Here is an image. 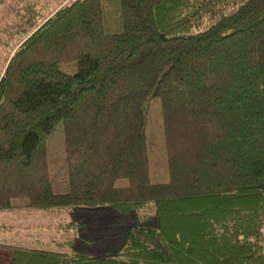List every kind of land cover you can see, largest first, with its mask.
<instances>
[{"label": "trees", "instance_id": "1", "mask_svg": "<svg viewBox=\"0 0 264 264\" xmlns=\"http://www.w3.org/2000/svg\"><path fill=\"white\" fill-rule=\"evenodd\" d=\"M49 13L27 20L0 71V211L15 199L85 211L108 232L104 255L0 244L10 264H264V0H68ZM58 124L57 194L45 142Z\"/></svg>", "mask_w": 264, "mask_h": 264}, {"label": "rangeland", "instance_id": "2", "mask_svg": "<svg viewBox=\"0 0 264 264\" xmlns=\"http://www.w3.org/2000/svg\"><path fill=\"white\" fill-rule=\"evenodd\" d=\"M68 0H0V71L11 45L19 41V31L27 24L28 19L40 21L55 7ZM112 13V12H111ZM50 14V13H49ZM113 16L112 14H110ZM109 17V22H112ZM111 29H113L111 27ZM74 67L60 65V70L72 71ZM146 137L148 142L149 181L152 184L166 183L168 174L164 156V142L161 122L160 104L158 99H152L148 108ZM49 176L54 193H64L67 190L66 158L64 152L61 124H58L45 142ZM24 200H12L13 209L0 211V244L26 246L43 250L60 252H80L84 250L89 255H104V244L96 238L108 232L104 219L98 222L95 215H87L85 211L76 212L78 220L70 211L44 212L40 210H25ZM104 211L99 213L103 215ZM84 217L88 222L82 235L68 224ZM105 218V216H103ZM99 219V217H98ZM106 219V218H105ZM97 223V225H95ZM107 223V222H106ZM68 226V227H67ZM96 226V227H95ZM107 226L112 228L111 224ZM95 227V229H94ZM110 232V230H109ZM264 236V226H263ZM264 238V237H263ZM103 240V238H101ZM55 244V247L53 245ZM0 245V264H10L12 252ZM59 245V246H57ZM264 251V239H263Z\"/></svg>", "mask_w": 264, "mask_h": 264}, {"label": "crops", "instance_id": "3", "mask_svg": "<svg viewBox=\"0 0 264 264\" xmlns=\"http://www.w3.org/2000/svg\"><path fill=\"white\" fill-rule=\"evenodd\" d=\"M13 208H11V209H7V211H11ZM25 210H27V211H32L33 209H28V208H24Z\"/></svg>", "mask_w": 264, "mask_h": 264}]
</instances>
